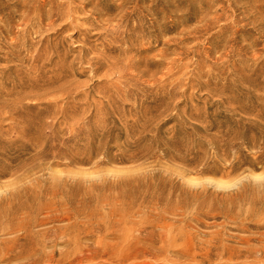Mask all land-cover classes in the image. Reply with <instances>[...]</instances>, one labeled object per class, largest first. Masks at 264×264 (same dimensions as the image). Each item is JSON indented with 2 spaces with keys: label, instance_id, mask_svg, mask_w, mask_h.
Here are the masks:
<instances>
[{
  "label": "rangeland",
  "instance_id": "374dc122",
  "mask_svg": "<svg viewBox=\"0 0 264 264\" xmlns=\"http://www.w3.org/2000/svg\"><path fill=\"white\" fill-rule=\"evenodd\" d=\"M12 1L2 0L0 17L7 12L4 8L6 3L11 4ZM165 1L168 6L172 1H177L178 5L177 10L168 7L166 28L173 27L172 19L176 14L181 21L177 31L168 30L164 37L170 40L167 46L169 52L173 50L177 38L181 53L183 76L179 88L181 95L175 101L179 103L176 109L171 101H165L162 107L167 108L165 113L155 119H148V116L147 120L137 122L128 113V104L122 106L118 103V113L110 116L111 113L105 111L106 105L100 104L101 95L97 94L101 85L95 80L100 77L90 79L87 68L75 62L74 69L79 73L75 80L79 90L90 93L93 100L99 102L97 108L101 107L96 114L86 111L81 117L84 121L79 122L83 124L79 139L61 149L59 138L66 136L62 132L56 135L57 139L50 151L45 152L43 146L39 149L37 133L29 126V120L43 105L28 107L33 104V100L20 101L19 105H25L24 109L13 110L14 107H11L8 115L0 117V193L4 192L0 196V216L9 213V204H21L34 196L37 187L54 186L63 194L56 198L57 203L65 198L69 200L68 206L72 211L81 212L80 218L72 217L70 223L86 224L87 229L95 230L90 235L84 232L78 235L67 227V222L35 225L32 231L35 234L37 259L40 262L44 260L40 264H49L45 261L49 258L50 264H159L155 259L161 258L163 254H157V258L135 257L131 249L123 246L125 243L121 239L141 238L143 232L140 231L146 229L153 233V237L144 241L145 246L154 244L152 247L158 252V239L162 231L157 227L156 214H163L167 220L172 219L169 214L172 208L170 203L174 202L175 196H186L192 192L202 195L200 202L208 203L205 208L207 225H196L189 216L190 223L184 221L167 230L178 227L187 230L195 243L211 240L209 235L216 232L250 235L249 232L239 231L223 223L218 214L228 207L227 192L216 190L213 186L192 189L186 181L213 178L234 182L247 174L264 175L261 165L255 169L242 165L239 171L228 176L222 175L224 163L227 165L231 162L235 151L239 152L241 158L254 157L255 148L249 146L252 136L264 128V0ZM150 2L146 0L147 4ZM11 28L12 32L6 36L5 42H10L18 32L20 36L24 34L16 25ZM223 36L234 39L235 47L242 50L240 56L227 59L225 53L230 49L223 41ZM61 37L58 52L67 62H71L78 56L82 42L78 34L72 31ZM29 48V42L26 47L18 45L12 52L15 56H9L13 61L0 62V83L8 76V66H21L23 76H34L32 70L27 71L30 62L19 61L27 57ZM4 51L6 49H0V52ZM170 59L171 56L165 59L162 69L166 68ZM54 63L55 60L50 66L46 65L44 71H49ZM0 99V108L6 104L1 103L4 101L11 100V106L16 103L13 95L3 93ZM17 99L18 102L20 97ZM175 112L178 113V119L174 118ZM257 115L260 123H250ZM155 129H158L161 140H158V146L152 147L149 141ZM237 134H243L244 142L236 140L234 147L228 145L219 149L220 154L221 150H225L227 157L219 156L215 164H209L210 167L214 166L215 173L191 174L184 180L171 175L175 169L180 172L188 169L181 161L165 155H177V150H181L183 156L191 148L202 164L205 156L211 155L210 142L220 146ZM142 136L147 138L139 142L138 146H125V143H132ZM89 146V152L93 154L87 152ZM58 150L67 151L73 160L60 158L56 155ZM171 178L176 180L175 185L171 183ZM244 184L250 188L255 185L252 182ZM171 190L174 197L168 195ZM154 203H158L157 206ZM24 212L17 216L33 218L36 215L31 213L34 212L32 210ZM214 214H217L215 218ZM253 224L264 227V216L254 219ZM99 227L102 230L95 234ZM105 227L108 232H105ZM60 230L65 233H60ZM47 233L51 235L48 240L45 239ZM5 237L13 238L14 235ZM98 238H102L100 245ZM228 242L235 246L233 241ZM219 257L224 261L229 255L220 256L212 251L208 259H202V264H220ZM232 258L242 260L236 256Z\"/></svg>",
  "mask_w": 264,
  "mask_h": 264
},
{
  "label": "bare ground",
  "instance_id": "6f19581e",
  "mask_svg": "<svg viewBox=\"0 0 264 264\" xmlns=\"http://www.w3.org/2000/svg\"><path fill=\"white\" fill-rule=\"evenodd\" d=\"M168 7L177 10V1H172L170 6L165 0H151L148 4L146 0H13L11 4L6 3L4 8L7 12L0 17V49L4 48L6 51L0 52L2 54L0 62L13 61L9 56H15L12 52L16 46L26 47L29 42L27 57L19 61L30 62V70L27 71L32 70L34 76L31 78L28 75L23 76L21 66L6 68L8 76L0 83V94L13 95L16 103L11 106V100L1 102L6 104L0 108V117L8 115L11 107H14L13 110L24 109L25 105L21 107L20 101L33 100V104L28 107L43 105V108L38 109V113L29 120V126L37 133L36 141L39 143V149L43 146L45 152L50 151L57 139L56 135L62 132L66 136L59 138L61 149L69 142L79 139L83 127V124L79 123L83 120L81 117L86 111L96 114L101 107L97 108L99 102H95L90 93L79 90V84L75 80V77L79 76L77 69H74L75 62L87 68L86 73L89 74L90 79L100 77L95 80L101 85L97 94L101 95L100 104L106 105L105 111L107 114L111 113L110 116L118 113V103L122 106L124 103L128 104V113L134 116L137 122L147 120L148 116L150 117L148 119H155L165 113L167 108H162L165 101H171L176 109L179 103L175 101L181 95L179 88L183 76V68L180 64L181 53L177 38L174 40L173 50L169 52L167 46L170 40L164 37L168 30L177 31L181 21L180 16L176 14L172 19L173 27L166 28ZM12 25H16L24 34L20 36L18 32L10 42H5L6 36L12 32ZM71 31L78 34L82 46L78 56L73 61L67 62L58 52L59 41L63 34ZM222 38L230 49L225 53L227 59L241 55L242 50L235 47L234 39L230 36ZM168 56H171V59L166 63V68L162 69ZM54 60L52 68L44 71L46 65L50 66ZM18 97L20 100L17 102ZM174 118L178 119L177 112ZM258 122V115L250 121L252 124ZM263 135L264 128L252 136V144L249 146L255 148L253 158H241L239 152L235 151L231 162L227 165L224 163L222 175H231L239 171L242 165H247L251 169L261 165L264 173ZM160 137L158 129H155L150 135L149 143L152 147L159 145ZM145 138L147 137L142 136L132 143H125V146L136 147ZM236 140L244 142L243 134H237L220 146L210 142L211 155H206L202 164L200 157L191 148H188L183 156L180 154L181 150H177V155H165L170 159L181 161L188 169L181 172L175 169L171 175L184 180L191 174L215 173L214 166L210 167L209 164H215L219 156L227 157L225 150H221L222 154H220L219 149L228 145L234 147L237 144ZM90 147L86 150L89 154H93L92 151L89 152ZM56 155L60 158L66 157L69 161L73 160L65 150H58ZM170 181L173 185L177 183L172 178ZM244 182H252L255 185L250 188ZM186 183L192 189L213 186L216 190L227 192L228 207L218 214L221 215L223 223L234 226L239 231L249 232L250 235H227L216 232L209 235L213 242L204 240L195 243L192 234L187 230L183 231L179 227L172 231L167 230L172 228V225L189 221V216L196 225L205 223L207 218L205 208L208 207V203L200 202L202 195L192 192L186 196L181 194L175 196L174 202L170 203L172 208L169 214L172 219L167 220L168 218H164L163 214H156L157 227L162 231L158 239L160 245L158 252L154 251L152 247L154 244L145 246L144 241L153 237L151 236L153 233L146 229L140 231L143 232L141 238L123 237L121 239L125 243L123 246L131 249L135 257L140 255L157 258V254H163L161 258L155 259L159 264H202V259H208L212 251L220 256L229 255L224 261L219 257L220 264H264V227L253 224L254 219L264 216V175L247 174L234 182L206 178L203 181L188 179ZM36 191L26 202L9 204V213L0 216V264L44 262L37 259L35 234L32 231L35 225L67 222V227L78 235L81 232L87 235L95 232L93 229H87L86 224L70 223L72 217L80 218L81 212L72 211L68 206L69 200L65 198H61L57 203L56 198L63 194L54 186L37 187ZM1 193L0 196L4 192ZM168 195L174 197L172 190ZM158 203L154 205L157 206ZM26 210L34 211L31 213L36 215L33 218L17 216L19 213L24 214ZM216 215L214 214L213 217L215 218ZM16 220L17 223L14 224ZM97 230L95 234H98L102 228L99 227ZM105 232H108L107 227ZM60 233L65 232L60 230ZM7 235L14 237L6 238ZM50 237V234H45L46 240ZM101 241L102 238H98V245ZM228 241H233L235 246L230 245ZM169 254L171 256L168 257ZM233 256L242 260H234ZM45 261L50 264L51 258Z\"/></svg>",
  "mask_w": 264,
  "mask_h": 264
}]
</instances>
